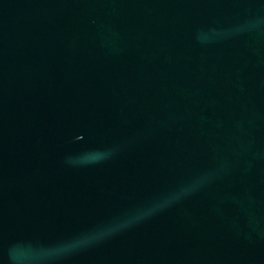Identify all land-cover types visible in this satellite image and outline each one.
<instances>
[{"label":"water","instance_id":"95a60500","mask_svg":"<svg viewBox=\"0 0 264 264\" xmlns=\"http://www.w3.org/2000/svg\"><path fill=\"white\" fill-rule=\"evenodd\" d=\"M0 264H264V0H0Z\"/></svg>","mask_w":264,"mask_h":264}]
</instances>
